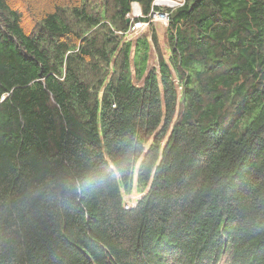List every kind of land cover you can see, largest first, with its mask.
I'll use <instances>...</instances> for the list:
<instances>
[{
    "label": "trees",
    "instance_id": "16d2710c",
    "mask_svg": "<svg viewBox=\"0 0 264 264\" xmlns=\"http://www.w3.org/2000/svg\"><path fill=\"white\" fill-rule=\"evenodd\" d=\"M153 1L0 0V264H264V0Z\"/></svg>",
    "mask_w": 264,
    "mask_h": 264
},
{
    "label": "rangeland",
    "instance_id": "374dc122",
    "mask_svg": "<svg viewBox=\"0 0 264 264\" xmlns=\"http://www.w3.org/2000/svg\"><path fill=\"white\" fill-rule=\"evenodd\" d=\"M164 1H167L168 3H158L159 4L158 5L159 9L155 8L154 10L162 12V13H166L167 16L169 14L168 10H172L170 8H167V7H169L168 6L169 4H171V6H174L175 8H176L177 5H179V4L174 3L172 1H177L179 3L182 2L181 0L180 1L179 0H164ZM154 6L156 7V5H154ZM149 15L150 16H147V17H150L152 21L147 26H145V27L141 28L140 30H138L137 32H135L134 35H132L131 37H136V36L141 35V34H147L150 31V29H151L150 26H152L154 28L156 34H157V38H158L159 42L162 43L163 40H164V29H165V25H166L168 19L166 21H164V23H161V22H159V21L162 20L161 17H157L155 19V21L153 20V18L155 16H158L157 13L152 14L151 10H150L149 11ZM152 63L155 64V62H153V61L150 64H152ZM135 177H136V172H134V178ZM132 187H133V189H132ZM132 187L126 193L127 196H125V202L128 203L131 207L133 205H135L137 200L140 199L143 196V194H144V193H141L136 188H134V186H132Z\"/></svg>",
    "mask_w": 264,
    "mask_h": 264
},
{
    "label": "clouds",
    "instance_id": "9594fccd",
    "mask_svg": "<svg viewBox=\"0 0 264 264\" xmlns=\"http://www.w3.org/2000/svg\"><path fill=\"white\" fill-rule=\"evenodd\" d=\"M180 1V0H179ZM182 2H177V1H172V2H174V3H177V4H179V5H177L176 6V8L177 7H180V6H182L183 4H184V0H181ZM158 3H163V1L162 0H154L153 1V3H152V5H159ZM152 7V6H151ZM134 8H136V4L135 3H133L132 4V7H131V14H132V20L134 21V20H138V22L136 23V24H131V25H129V28H128V33H130V34H134L135 32H137L138 30H140L141 28H143V27H145V26H147L152 20H151V18L150 17H145V18H142L141 17V14H139V13H134ZM150 10H151V8H150ZM154 12L155 13H158L156 10H154ZM129 20V17L127 18V21ZM159 22H161V21H159ZM161 23H164V22H161ZM134 188H136L135 187V182H134ZM132 189H133V187H132ZM144 195V194H143ZM125 196H127V195H125ZM125 196H124V199H125ZM139 200V199H138ZM137 200V201H138ZM137 203V202H136ZM135 203V204H136ZM134 206V205H133ZM129 207H131L128 203H126V202H124V208L125 209H128Z\"/></svg>",
    "mask_w": 264,
    "mask_h": 264
},
{
    "label": "bare ground",
    "instance_id": "6f19581e",
    "mask_svg": "<svg viewBox=\"0 0 264 264\" xmlns=\"http://www.w3.org/2000/svg\"><path fill=\"white\" fill-rule=\"evenodd\" d=\"M163 1V3H168L167 1H164V0H162ZM136 4V3H135ZM169 7H167V8H170V9H173V8H175L174 6H171V4H169L168 5ZM155 8H158L159 9V7H158V5H156V7L153 5V8L151 9V13L152 14H154L155 12H154V9ZM139 13V14H141V17L142 18H145V17H147V16H144V15H142V12H141V9H140V7H139V5L138 4H136V8H134V13ZM158 13V16H155L154 18H153V20L155 21V19L157 18V17H161L162 18V20H161V22H164V21H166L167 19H168V16H167V14L166 13H162V12H159V11H157ZM132 16V15H131ZM148 16H150L149 14H148ZM138 22V20H135V21H133V24H136Z\"/></svg>",
    "mask_w": 264,
    "mask_h": 264
}]
</instances>
